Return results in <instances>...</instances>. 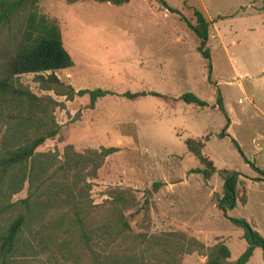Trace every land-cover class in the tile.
Returning <instances> with one entry per match:
<instances>
[{"label": "rangeland", "instance_id": "rangeland-1", "mask_svg": "<svg viewBox=\"0 0 264 264\" xmlns=\"http://www.w3.org/2000/svg\"><path fill=\"white\" fill-rule=\"evenodd\" d=\"M160 1L180 14H171ZM160 1L130 0L121 6L40 1V11L58 20L75 63L55 72L57 77L76 92L110 93L92 106L90 94L70 101L58 95L63 89L43 90L33 74L20 77L37 96L64 105L54 113L58 136L37 149L44 155L42 163L52 166L44 178L52 177L54 186L72 182V175L56 172L68 147L84 155L115 148L97 178L86 177L85 170L81 178L87 182L77 186L93 226L108 219L112 199L122 193L130 202L121 208L133 234L166 240L171 233H184L208 247L224 243L235 262L248 243L244 228L218 207L217 195L223 196L229 174H239V183L237 205L227 216L245 220L264 238V0ZM196 12L212 21L203 48L188 26L196 25ZM141 92L167 99L122 96ZM188 93L208 107L182 101ZM187 141L213 162L216 172L209 180L192 173L206 167L188 150ZM155 184H161L158 191ZM28 194L26 184L14 201ZM67 198L59 187L42 198L51 204L41 212L42 225H36L42 232L36 254L26 258L32 264H89L80 246L64 242L59 222L69 211ZM153 246L147 264H167L162 246ZM135 249L141 253L144 247ZM177 258L180 264L207 261L201 252L178 253ZM248 264H264V251L256 248Z\"/></svg>", "mask_w": 264, "mask_h": 264}, {"label": "trees", "instance_id": "trees-1", "mask_svg": "<svg viewBox=\"0 0 264 264\" xmlns=\"http://www.w3.org/2000/svg\"><path fill=\"white\" fill-rule=\"evenodd\" d=\"M40 1L0 0V264H32L26 258L36 254L38 246L35 241L42 232L41 228L36 229V225H42L45 218L41 212L48 210L51 204L49 199L42 201V198L49 197L58 187L61 192L68 194L64 202L69 211L63 217L64 222H59L64 226V242L80 246L89 264H147L149 256L146 254L155 249L153 245L162 246L167 264H180L178 253L189 255L194 252H201L207 259L206 264H248L256 248L264 251V238L245 220L230 219L227 216L226 211L237 205L239 174L236 173L225 178L223 196L217 195L218 207L224 211L225 217L245 230L248 247L235 262L230 261L231 251L224 243L208 247L184 233H171L166 240L149 236L148 233L133 234L131 224L121 208V205H129L130 202L122 193L112 199L114 205L108 219L100 226H93L87 209L80 204L83 197L77 186L80 183L86 184V177L97 178L105 160L116 152L115 148L90 151L84 155L77 153L72 146L68 147L56 172L72 175V182L64 185L57 183L54 186L51 183L52 177L44 178L52 166L42 163L40 157L44 155L37 153V149L47 140L58 136L60 125L54 113L64 105L50 96H37L20 81V77L33 74L43 90L63 89L58 91V95L70 101L75 96L90 94L92 106L97 99L110 93L103 90L76 92L57 77L55 72L73 68L75 63L64 47L58 20L50 19L40 11ZM82 1L65 0L68 5ZM93 1L115 6L130 2ZM160 2L170 13L180 14L165 2ZM195 16L196 25L188 26L202 41L203 48L209 38L210 22L201 12H196ZM202 53L209 59L208 51L203 50ZM148 95L167 99L154 92L125 93L122 96L136 101ZM181 100L189 105L208 107L206 102L191 93L183 95ZM218 104L223 110L220 101ZM186 145L206 167L195 169L192 173L202 174L209 180L216 172L213 162L193 147L192 141H187ZM85 170L88 172L82 179ZM26 184L29 185L28 197L14 201V197L24 190ZM160 187L161 184L154 185L156 191ZM128 244L133 249H124ZM137 245L144 247L143 252L137 253Z\"/></svg>", "mask_w": 264, "mask_h": 264}, {"label": "crops", "instance_id": "crops-1", "mask_svg": "<svg viewBox=\"0 0 264 264\" xmlns=\"http://www.w3.org/2000/svg\"><path fill=\"white\" fill-rule=\"evenodd\" d=\"M167 10V9H166ZM172 14V13H171ZM210 23H212V21L210 22Z\"/></svg>", "mask_w": 264, "mask_h": 264}]
</instances>
